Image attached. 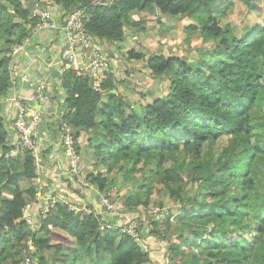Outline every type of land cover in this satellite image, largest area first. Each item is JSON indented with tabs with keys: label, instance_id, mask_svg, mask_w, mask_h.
I'll return each mask as SVG.
<instances>
[{
	"label": "trees",
	"instance_id": "obj_1",
	"mask_svg": "<svg viewBox=\"0 0 264 264\" xmlns=\"http://www.w3.org/2000/svg\"><path fill=\"white\" fill-rule=\"evenodd\" d=\"M245 1L250 8L264 4ZM232 6L231 0H0V264H264V24L237 36L220 24ZM36 7L60 26L82 11L84 29L102 55L103 44L120 49L152 18L195 20L187 33L211 44L190 63L132 50L129 59L143 61L156 79L170 83L166 97L139 111L122 98L121 83L111 75L99 93L88 72H62L64 116L58 121L72 128L77 141L86 136L84 153L91 154L94 169H106L88 176L94 198H109L117 187V195L125 192L119 212L97 210L101 204L91 194L81 196L85 189L73 193L74 205L55 200L51 207L46 179V194L39 193L32 154L10 157L15 137L8 127L17 110L13 106L15 117L8 120L5 108L13 90V53L47 22L32 16ZM49 80L44 78L47 108L58 99L51 97ZM23 105L31 108L29 101ZM115 170L121 180L107 176ZM134 180L139 193L130 195ZM160 195L171 207L165 213L161 203V217L150 218L143 233L140 212ZM133 222L138 240L127 233ZM52 235L72 240L51 244ZM162 246L168 250L160 252ZM52 250L60 258L48 256Z\"/></svg>",
	"mask_w": 264,
	"mask_h": 264
},
{
	"label": "rangeland",
	"instance_id": "obj_2",
	"mask_svg": "<svg viewBox=\"0 0 264 264\" xmlns=\"http://www.w3.org/2000/svg\"><path fill=\"white\" fill-rule=\"evenodd\" d=\"M231 2H233V6L230 8L228 15L220 20V24L229 25L232 32L237 36L240 37L242 30L245 27L254 29L264 24V4L257 5L255 8H250L248 1L245 0H231ZM25 5L27 6L28 4ZM32 16L34 17V10L32 11ZM157 16L159 17L160 14H157ZM134 20L137 19L134 18ZM143 23V30H145V32H142L139 29H134L133 35H130L129 39L124 42L120 49H118L117 46H113L110 44H103L102 46L104 53L103 58L108 64L103 73V80L111 75L114 80L120 82V95L123 99H125L127 104L130 105L131 109L138 111L145 106L150 105L154 100L166 97L168 95V88L170 83L168 80L156 79L154 74L146 67L143 61L129 59V53L132 50L143 53L147 56L157 54L164 55L167 58L178 57L190 63L198 62L201 57L205 55L204 49H210L211 46L210 43H202V40L200 39V36L198 34L187 33L186 29L188 26L197 25L195 20L181 17H162L160 19L152 18ZM35 31L34 33L37 32ZM199 49H203V51L199 52ZM87 55L89 56L88 51ZM86 145L87 137L82 136L78 140V147L83 150ZM82 150L79 153L83 160V178L85 179V181L89 180L88 176H90V174H94L96 176L97 174H99V171H101L102 173H106V169L104 168H100V170L94 169L93 162V167H90V165L85 166L84 163L89 164L92 160L90 161L88 158L89 155H85L84 150L82 153ZM170 166H172V163L170 164ZM38 168L39 167L37 166V169ZM42 173V170H39L38 182H42ZM107 176L109 177V179L117 178V180H121V176L119 172H117V170H115L111 175ZM88 183L91 187L85 189L83 192L81 191V196L84 198H88L91 194L93 196L92 202L95 205H99L100 201L98 197L94 198V195L96 194L93 192V190H91L94 187L89 181ZM71 185L65 183L64 187H62V191H66L68 194H65L67 196L66 199H60L61 204H75V200L71 196L74 195L73 193L80 191L81 189L75 183ZM42 186L44 188V191L41 196H44V194H46V187L43 184ZM23 188H27V184H24ZM117 188L113 190L109 197V201L113 205V212H119L120 210H122L121 204L124 201L122 194H124L125 192L117 195ZM121 189H123L122 186ZM127 192L130 195L139 193V188H136L135 180L127 188ZM161 203L165 204L164 211L165 213H167V209L171 207V203L168 198L163 195H160L158 197L155 196L154 205H152L149 209L140 212L141 218L139 223L142 224L143 233H146L148 231V228H150V218L157 221L161 217ZM82 204L83 206H85L84 203ZM96 209L102 213H107V210L102 205ZM172 213L174 214L173 217H175L177 215V210L173 209ZM165 217L166 215L163 217L162 221H160L161 223L165 222ZM136 227H138V223L133 222L130 225L128 231L135 230ZM130 232L131 234H133V231ZM61 238H63L64 241ZM51 239V244L62 243L65 245H68L72 240L67 235H65L64 237H55L52 235ZM143 248L145 249L146 247L143 245ZM162 250H168V247L162 246L159 251L162 252ZM59 254L60 253L57 252L55 255V251L52 250V252L48 256H56L57 258H60ZM23 258L24 256H20L18 260H21ZM59 264L63 263L60 262ZM155 264L160 263L155 262ZM174 264H176V262Z\"/></svg>",
	"mask_w": 264,
	"mask_h": 264
},
{
	"label": "built area",
	"instance_id": "obj_3",
	"mask_svg": "<svg viewBox=\"0 0 264 264\" xmlns=\"http://www.w3.org/2000/svg\"><path fill=\"white\" fill-rule=\"evenodd\" d=\"M37 16L45 18L47 22L38 26L36 29L37 32L35 31L36 33L44 31L45 29H58V26L55 24L49 11H42L40 8L36 7V9H34V17ZM83 19L84 14L82 11L75 12L68 15L64 20V25L60 26L66 40L65 48L61 55L63 63L62 70L66 71L72 69L77 72L78 75L88 72L89 76L92 78L95 91L103 93L101 82L103 80V73L108 64L101 54L99 45L94 43L92 38L87 35L83 26ZM28 43L29 42L26 41L24 45H27ZM23 48V46L18 47L13 54H17ZM87 51L89 52V56L87 55ZM34 90L35 95L32 101L35 100L40 104L46 105L48 102V97L45 95L47 93L46 82L43 81L38 83L34 87ZM28 101L30 102L31 100ZM12 104L17 110V117L14 121L16 137L12 146L10 157H17L23 152H30L35 159L36 166L39 167L37 172H39V170L43 171L40 157V125L42 123V113L38 110H31V108L23 105V100L21 99H12ZM54 114L50 113V116H54L56 118V122L54 123L58 128V133L61 137V144L67 158L68 168L66 175L67 177L74 179L75 184L80 189H88L91 186L88 181H85L83 178V160L78 151V141L75 138V134L72 128L65 122L58 121L59 118L64 116L63 110H61V112L58 110L57 114ZM37 183L39 186V193L41 195L44 188L41 181L38 182L37 180ZM109 200L110 199L107 196H101L99 201L107 212H113V205ZM27 209H29V206H27ZM27 221L33 230L34 227L30 218H28ZM130 231H133V234H131ZM130 231L127 233L138 240L139 235L135 232V230Z\"/></svg>",
	"mask_w": 264,
	"mask_h": 264
},
{
	"label": "crops",
	"instance_id": "obj_4",
	"mask_svg": "<svg viewBox=\"0 0 264 264\" xmlns=\"http://www.w3.org/2000/svg\"><path fill=\"white\" fill-rule=\"evenodd\" d=\"M54 19L57 22L61 21L59 16H55ZM57 26L58 29L54 31L46 29L37 33L20 52L14 55L12 61L14 85L5 108V114L8 120H11L13 116L15 117V110L11 103L12 99L31 100V110H38L42 113L40 157L42 158L43 166L42 177L44 178L41 179H43L42 181L44 179L47 180L48 190L51 191V199L46 200L52 207L55 204V200L67 198L65 194L68 193L62 191L65 183L68 185L72 184L66 177L68 165L65 151L61 144V137L58 133V128L54 124V117L50 116V113L57 114L58 110L61 109V102L63 101L60 98V77L63 72L61 55L65 48L66 40L65 35L60 29V25L57 24ZM44 78L50 79L51 97L58 98L56 103H52L54 105L50 104L48 108L44 104L35 102V100L32 101L35 95L34 86L36 83L43 82ZM8 128L12 134V138L16 137L14 122ZM85 155H89V160H92L91 154L86 153ZM92 162L84 164L85 166L90 165V167H93ZM40 202L41 200H38L37 204Z\"/></svg>",
	"mask_w": 264,
	"mask_h": 264
},
{
	"label": "water",
	"instance_id": "obj_5",
	"mask_svg": "<svg viewBox=\"0 0 264 264\" xmlns=\"http://www.w3.org/2000/svg\"><path fill=\"white\" fill-rule=\"evenodd\" d=\"M40 237V236H39Z\"/></svg>",
	"mask_w": 264,
	"mask_h": 264
}]
</instances>
